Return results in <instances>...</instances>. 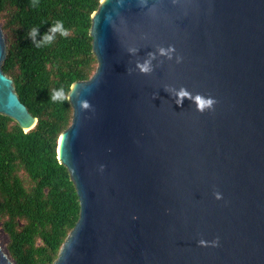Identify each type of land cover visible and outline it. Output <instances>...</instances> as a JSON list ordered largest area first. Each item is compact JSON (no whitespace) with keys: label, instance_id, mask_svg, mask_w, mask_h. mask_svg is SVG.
I'll list each match as a JSON object with an SVG mask.
<instances>
[{"label":"water","instance_id":"1","mask_svg":"<svg viewBox=\"0 0 264 264\" xmlns=\"http://www.w3.org/2000/svg\"><path fill=\"white\" fill-rule=\"evenodd\" d=\"M89 34L57 149L80 212L53 264H264V0H101ZM6 58L0 25V115L28 132Z\"/></svg>","mask_w":264,"mask_h":264},{"label":"trees","instance_id":"2","mask_svg":"<svg viewBox=\"0 0 264 264\" xmlns=\"http://www.w3.org/2000/svg\"><path fill=\"white\" fill-rule=\"evenodd\" d=\"M101 0H0V25L7 43L3 71L36 126L24 132L0 115V226L15 264H53L80 212L68 170L57 157L60 135L71 125L68 94L73 83L89 80L97 69L89 34ZM57 20L68 36L56 35L37 48L28 37L39 28V41ZM63 88V102L50 94Z\"/></svg>","mask_w":264,"mask_h":264},{"label":"clouds","instance_id":"3","mask_svg":"<svg viewBox=\"0 0 264 264\" xmlns=\"http://www.w3.org/2000/svg\"><path fill=\"white\" fill-rule=\"evenodd\" d=\"M38 4H39V0H31V6L33 8L38 7ZM57 34H59L62 37H66L69 34L68 30L64 28V22L62 20H57L56 22H54L39 41H37L36 39V37L39 35L38 27H33L31 31L28 33V37L31 39L32 43L35 44L37 48H41L44 47L45 45H50L54 41ZM168 51H171V49L167 51L163 48L160 49V53L162 55H167ZM149 55L151 56L152 54L150 53ZM137 67L140 69L141 72L144 73L151 72L152 70L150 66V61H145L143 64H138ZM2 79L8 82L4 77H2ZM177 96H178V101H177L178 103H182L183 99L186 97L193 99L197 105L198 110L201 112L205 110H211L216 103V101L211 97L206 98L202 95H196L195 97H192L191 94L184 89H181L180 92L177 94ZM64 99H65V93L63 88H60L59 90H54L50 94V100L52 102H63ZM80 105L83 108L90 107V104L86 100H81ZM214 195L217 200L222 199V196L218 192L214 193ZM199 243L201 245H205L206 242L204 240H200ZM213 244L215 247L218 246L219 240L217 239L216 241H213Z\"/></svg>","mask_w":264,"mask_h":264},{"label":"rangeland","instance_id":"4","mask_svg":"<svg viewBox=\"0 0 264 264\" xmlns=\"http://www.w3.org/2000/svg\"><path fill=\"white\" fill-rule=\"evenodd\" d=\"M8 241V237L6 235V233L2 230L1 226H0V246L2 247V249L7 252L6 250V243Z\"/></svg>","mask_w":264,"mask_h":264}]
</instances>
